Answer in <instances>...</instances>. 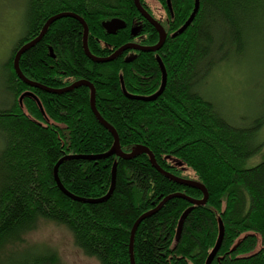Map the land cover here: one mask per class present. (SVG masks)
Segmentation results:
<instances>
[{"label":"trees","instance_id":"1","mask_svg":"<svg viewBox=\"0 0 264 264\" xmlns=\"http://www.w3.org/2000/svg\"><path fill=\"white\" fill-rule=\"evenodd\" d=\"M156 1L168 15L165 42L155 53H138L128 63L122 55L95 64L83 52L82 25L63 17L20 57L19 69L26 79L50 89L77 81L91 84L96 111L115 130L123 153L145 147L160 169L205 187V205L192 207L175 197L139 223L133 239L135 264H205L219 222L223 238L211 264H264V156L248 166L260 153L264 116L231 123L202 93L205 79L220 63L243 56L253 38L264 36V0H198L194 20L175 37L194 0H169L170 17L165 0ZM59 14L81 18L90 54L105 58L130 39L127 32L105 35L100 21L109 15L129 23L128 17L137 13L131 0H26L23 35L2 66L0 264H60L54 251L25 244V235L40 220L64 226L74 246L98 264H130V231L141 215L170 195L193 200L203 196L159 173L145 154L131 160L114 155L64 160L57 176L76 197H104L113 171L115 183L110 197L98 204L73 201L61 193L53 176L59 160L107 154L113 138L95 119L86 86L48 94L26 86L13 70L19 48ZM156 58L166 72L162 94L151 102L126 98L120 80L129 95L146 97L158 90ZM27 92L43 113L34 97L19 102ZM190 207L174 244L178 221ZM22 247L26 250L6 251Z\"/></svg>","mask_w":264,"mask_h":264},{"label":"rangeland","instance_id":"2","mask_svg":"<svg viewBox=\"0 0 264 264\" xmlns=\"http://www.w3.org/2000/svg\"><path fill=\"white\" fill-rule=\"evenodd\" d=\"M154 10L160 8L146 0ZM160 5V4H159ZM142 7V6H141ZM26 0H0V105L2 101V66L24 32ZM160 8V14H164ZM159 15V14H158ZM248 44L243 56H232L220 63L205 79L203 95L220 108L231 123L241 125L243 120L264 116V36L255 37ZM259 155L248 166L264 156V125L260 132ZM26 246L38 250L54 251L60 264H98L94 258L86 257L76 248L70 232L61 225L40 220L35 229L25 235ZM26 248H8L6 251H25Z\"/></svg>","mask_w":264,"mask_h":264},{"label":"water","instance_id":"3","mask_svg":"<svg viewBox=\"0 0 264 264\" xmlns=\"http://www.w3.org/2000/svg\"><path fill=\"white\" fill-rule=\"evenodd\" d=\"M167 3L169 4L168 0H167ZM134 5H135L136 9L138 10V12L145 19H147V21L158 32L159 39H158L157 44L155 46H153V47L143 48V47H139V46L132 45V44H126V45L120 47L119 49H117L115 52H113L108 57H105V58L94 57V56H92L90 54V52L88 50V47H87L88 29H87L84 21L81 18H79L78 16L74 15V14H59V15L53 16L50 19H48L46 21V23L44 24V26L42 27V29H41L39 35L37 36V38L32 40V41H30V42H28V43H26V44H24L23 46H21L19 48V50L16 52V54L14 56V59H13V70H14L15 74L29 88L38 89V90L43 91V92L48 93V94L60 95V94H63V93H67V92L71 91L72 89H76V88H79L81 86H86L89 89V91H90L89 105H90V109H91L95 119L98 121V123L102 127H104L111 134V136L113 138V147H112L111 151L109 153H107V154H103V155H99V156H71V157L69 156V157H64L61 160H59V162L55 165L54 171H53V176H54L55 183L58 186V188L61 191V193H63L66 197L70 198L73 201H77V202H81V203H85V204L102 203V202L106 201L110 197V195H111V193L113 191L114 183H115V173H114V171L112 172L110 189H109L108 193L104 197H102L100 199H83V198H79V197H76V196L70 194L61 185V183H60V181L58 179V176H57V167L62 161L67 160V159H85V160H93L94 161V160L106 158V157L111 156V155H114V156H116V157H118L120 159H123V160H131V159H134V158H136L137 156H139L141 154L147 155L152 167L155 170H157L159 173H161L165 177H167L169 180L173 181L174 183H176L178 185H181V186H184V187H189V188H192V189H196V190H198V191H200L202 193L203 197H202L201 200H193V199H190V198H188V197H186L184 195H181V194H175V195L167 196V197L163 198L162 201L154 209H152L151 211H148V212L144 213L143 215H141L137 219V221L134 223V225L132 226L131 231H130L129 249H128L129 263L130 264H135L134 257H133V239H134V234H135V231H136L139 223L143 219H145V218L151 216L152 214H154L155 212H157L165 204V202H167L168 200H170L172 198H175V197L185 199L188 203H190V205L192 207L198 206V205H205L206 202H207V199H208V194H207V191H206L205 187L202 184H200V183H198L196 181L175 177V176L163 171L156 164V161H155V158H154L153 154L148 149H146L145 147H136L135 149H133L128 154L123 153L120 150L119 141H118V137H117V134H116L115 130L107 122H105L101 118V116L98 114V112L96 111V108H95V90H94V88H93V86L91 84L85 83V82H82V81H77V82H74L71 85H69V86H67L65 88H62V89H50V88L44 87V86H42V85H40L38 83H35V82H32V81L26 79L22 75V73H21V71L19 69L18 61H19L20 57L27 50H29L39 40H41V38L44 36L47 28L50 26L51 23H53L54 21H56V20H58L60 18H63V17L74 18L75 20L79 21V23L82 25V27H83V37H82L83 52H84L85 56L90 61H92L95 64H102V63L111 62V61L115 60L120 54H122L126 50H137V51H141L143 53L157 52L163 46V44L165 42V38H166L165 33L162 30V28H160V26L158 24H156L145 13V11L142 9V7H141V5L139 3V0H134ZM198 7H199L198 0H194L193 9H192L189 17L187 18L185 23L175 33H173V35H172L173 37L183 33L186 30V28L192 23V21L195 18V15L197 14ZM102 27L106 31L107 34H114L116 30L124 28V23H122L121 21H118V20H112V21H109V22L102 23ZM130 60L131 59H127L126 62H129ZM156 62L158 64V68H159L160 74H161L160 85H159L158 90L155 93H153L152 95L146 96V97L129 95L128 93H126V91L124 89L122 80H120L121 81V90H122L123 95L126 98H128L130 100L151 102V101L156 100L162 94V92H163V90L165 88V85H166V72H165L164 66H163V64H162V62H161V60L159 58H156ZM25 96L34 97L30 92L23 93L20 96V98H19V102H21V100ZM33 99L36 101L38 107L40 108V111L42 112V108H41V105H40L39 101L35 97ZM192 207H190L187 210H185L183 212V214L181 215L179 221H178L174 244H176L178 242V240H179L183 222H184L186 216L188 215V213L191 211ZM222 238H223V227H222V224L219 222L218 238H217V241H216V244H215L214 248L212 249V251L210 252V254L207 257V259L205 261V264H211L212 263L213 259L215 258L216 254H217V252H218V250H219V248L221 246Z\"/></svg>","mask_w":264,"mask_h":264},{"label":"flooded vegetation","instance_id":"4","mask_svg":"<svg viewBox=\"0 0 264 264\" xmlns=\"http://www.w3.org/2000/svg\"><path fill=\"white\" fill-rule=\"evenodd\" d=\"M132 1V4H133V6H134V9H135V12L137 13L136 15H134V14H132L131 16H129L128 17V20H129V23L126 21V20H123V19H120V18H118V17H114V16H112V17H109V15L108 16H105V18L104 19H102L101 21H100V25H99V27L103 30V32L105 33V35H107V36H116V35H118V34H120V33H124L125 34V36H126V32L128 33V37H129V41L128 42H126L124 45H126V44H132V45H136V46H139V47H143V48H148V47H153V46H155L156 44H157V42H158V39H159V35H158V32H157V30L147 21V19H145L139 12H138V10L136 9V7H135V5H134V0H131ZM146 0H139V3H140V5L142 6V9L145 11V13L156 23V24H158L159 26H160V28H162V30L164 31V33H165V29H164V23L167 21V13H166V10H162V12L164 13V14H160V8H162L160 5H159V3L156 1V0H151L153 3H156L157 5H154V7H157V6H159L160 8H156V10H154V9H152L151 7H150V5L151 4H149V3H146L145 2ZM169 1V0H168ZM165 3H166V9H167V11L170 13L169 14V17L171 16V12H170V10H171V8H170V3L168 4L167 3V0H165ZM159 14V15H158ZM54 16H56V15H54ZM111 16V15H110ZM53 17V16H52ZM51 18V17H50ZM50 18H48V19H50ZM47 19V20H48ZM46 20V21H47ZM112 20H118V21H121L122 23H124V28L123 29H118V30H116L115 31V33L114 34H107L106 33V31L103 29V27H102V23H104V22H109V21H112ZM46 23V22H45ZM44 23V24H45ZM44 24L42 25V27L44 26ZM52 24V23H51ZM50 24V25H51ZM128 25L130 26V28H128ZM42 27H41V29H42ZM49 28V27H48ZM47 28V29H48ZM83 28V27H82ZM41 29H40V31H41ZM40 31L34 36V38L32 39V40H34V39H36L37 38V36L39 35V33H40ZM46 32H47V30H46ZM46 32H45V34H46ZM45 34H44V36H45ZM43 36V37H44ZM165 36H166V33H165ZM43 37L41 38V40L43 39ZM154 37H156V40H154ZM166 39V38H165ZM31 40V41H32ZM41 40H39V41H41ZM154 40V41H153ZM38 41V42H39ZM30 42V41H29ZM37 42V43H38ZM28 43V42H27ZM36 43V44H37ZM124 45H122V46H124ZM49 46V45H48ZM122 46H120V47H122ZM119 47V48H120ZM49 48V53H50V56L52 57V58H54L53 56H52V50H51V48L50 47H48ZM118 48V49H119ZM117 50V49H116ZM115 50V51H116ZM114 51V52H115ZM125 53H127V54H125ZM138 53H143V52H141V51H137V50H126V51H124L122 54H120L117 58H119V57H122V55H123V58H124V61L126 62V60L127 59H131L132 60V58H134V56L136 55V54H138ZM153 53H155V52H153ZM112 54V53H111ZM110 56V55H109ZM116 58V59H117ZM130 60V61H131ZM129 61V62H130ZM126 63H128V62H126ZM71 85V84H70Z\"/></svg>","mask_w":264,"mask_h":264}]
</instances>
